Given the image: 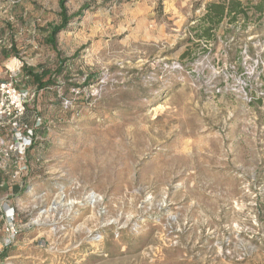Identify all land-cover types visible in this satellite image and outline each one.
Listing matches in <instances>:
<instances>
[{"label":"rangeland","instance_id":"374dc122","mask_svg":"<svg viewBox=\"0 0 264 264\" xmlns=\"http://www.w3.org/2000/svg\"><path fill=\"white\" fill-rule=\"evenodd\" d=\"M218 1L0 0V264H264V11Z\"/></svg>","mask_w":264,"mask_h":264},{"label":"trees","instance_id":"16d2710c","mask_svg":"<svg viewBox=\"0 0 264 264\" xmlns=\"http://www.w3.org/2000/svg\"><path fill=\"white\" fill-rule=\"evenodd\" d=\"M247 4H244L237 0H219L218 2H213L207 4L205 8V13L200 19V24L195 29L197 31L196 36L201 38H210L211 30L223 22L224 19H228V23L231 24L241 17L244 21L248 19V11L253 9L256 14H261L264 11V2L259 0V3L256 5H250V2L247 0ZM65 28L62 23L61 26L53 27L51 36L46 37L47 44L51 45L54 42V35ZM24 74L26 78L30 80L37 89H44L48 87L50 83V78L53 75H50L49 79L45 81V77L49 74L43 68L34 69L30 67H24ZM12 190L17 193L19 191L18 186L12 188Z\"/></svg>","mask_w":264,"mask_h":264},{"label":"built area","instance_id":"2783aa9c","mask_svg":"<svg viewBox=\"0 0 264 264\" xmlns=\"http://www.w3.org/2000/svg\"><path fill=\"white\" fill-rule=\"evenodd\" d=\"M14 76V75H13ZM26 95L20 93L13 82V80L6 81L0 84V114L13 121L14 125H17V121L24 114V99ZM31 143H16L14 145V153L18 158L24 154L27 147ZM21 168H18L14 172V176L20 174ZM6 232L11 238H14L19 228L15 224L14 214L6 216Z\"/></svg>","mask_w":264,"mask_h":264},{"label":"bare ground","instance_id":"6f19581e","mask_svg":"<svg viewBox=\"0 0 264 264\" xmlns=\"http://www.w3.org/2000/svg\"><path fill=\"white\" fill-rule=\"evenodd\" d=\"M9 66H10V69H12L13 67L16 66V62L15 61L11 62ZM54 206L57 207V204H54ZM52 209H55V208H52Z\"/></svg>","mask_w":264,"mask_h":264},{"label":"crops","instance_id":"0c3cea01","mask_svg":"<svg viewBox=\"0 0 264 264\" xmlns=\"http://www.w3.org/2000/svg\"><path fill=\"white\" fill-rule=\"evenodd\" d=\"M237 1H240V2H242V0H237Z\"/></svg>","mask_w":264,"mask_h":264}]
</instances>
